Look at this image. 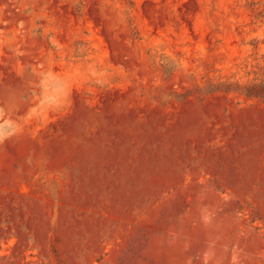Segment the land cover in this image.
I'll return each instance as SVG.
<instances>
[{
  "label": "rangeland",
  "instance_id": "obj_1",
  "mask_svg": "<svg viewBox=\"0 0 264 264\" xmlns=\"http://www.w3.org/2000/svg\"><path fill=\"white\" fill-rule=\"evenodd\" d=\"M264 0H0V264H264Z\"/></svg>",
  "mask_w": 264,
  "mask_h": 264
},
{
  "label": "trees",
  "instance_id": "obj_2",
  "mask_svg": "<svg viewBox=\"0 0 264 264\" xmlns=\"http://www.w3.org/2000/svg\"><path fill=\"white\" fill-rule=\"evenodd\" d=\"M247 86L246 93L248 96H256L264 98V80L262 82H253Z\"/></svg>",
  "mask_w": 264,
  "mask_h": 264
}]
</instances>
